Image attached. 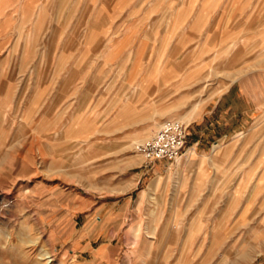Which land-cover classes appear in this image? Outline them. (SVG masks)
Here are the masks:
<instances>
[{"label":"rangeland","instance_id":"374dc122","mask_svg":"<svg viewBox=\"0 0 264 264\" xmlns=\"http://www.w3.org/2000/svg\"><path fill=\"white\" fill-rule=\"evenodd\" d=\"M60 1L49 19L0 20V264H264V0ZM191 1L238 18L207 50L180 34L179 51L171 37L145 53L166 67L139 90L144 114L189 125L179 161L147 165L135 147L157 130L92 128L97 97L124 90L122 69L98 64L122 13ZM59 44L61 83L43 49Z\"/></svg>","mask_w":264,"mask_h":264},{"label":"crops","instance_id":"0c3cea01","mask_svg":"<svg viewBox=\"0 0 264 264\" xmlns=\"http://www.w3.org/2000/svg\"><path fill=\"white\" fill-rule=\"evenodd\" d=\"M173 3V1H171ZM194 1L188 3L187 6L175 7L171 11H145L138 17H134L136 13H122V20L125 21L118 26H123L121 29L123 33L121 37L116 38L115 35L108 36V46L105 50V59L99 62L98 67L104 66L112 67L115 69H122L123 80L121 83L124 85L122 93L112 92L101 97H97V101L91 105V124L93 129L96 126V130L99 132H125V133H140L155 132L157 126L161 125L163 120L162 108L159 107L158 112L154 111L150 114H144V108L146 104L140 98V91L148 84L161 83L162 79V67L159 59H147L145 53L153 51H165L164 44H168L170 38L176 37V44L171 47L170 51H179L178 35L187 34L190 42L195 41L193 44V50L204 51L207 50L209 45V39L212 28H216L221 33H226L227 19H236L238 15H226L224 11H211L210 7L203 1L194 10ZM60 4V0H0V20L5 18H20L21 13L28 9V13H31L34 19H49L51 18V6L52 4ZM30 8L32 10H30ZM11 16V17H10ZM236 16V17H235ZM61 17H55V19ZM115 20L118 18H114ZM165 20V23L163 22ZM213 21V22H211ZM215 21V22H214ZM219 21V22H217ZM152 28L155 33V40L152 42H159L158 45L152 46V42L141 34L145 29ZM109 30V29H108ZM46 29L43 32L35 33L37 36L47 35ZM161 33V34H159ZM164 34V36H163ZM158 35H161L158 37ZM59 38L62 33L59 32ZM35 37V36H34ZM201 37V38H199ZM197 41V42H196ZM200 43V44H199ZM156 46V47H155ZM44 51L57 53L58 63L57 65L51 64V67L59 69L58 82L66 80V54L63 53V48L59 44L57 48L49 46H43ZM154 47V48H152ZM39 51L35 47V51ZM65 52V49H64ZM131 53L132 56L130 55ZM75 66L77 65V61ZM105 62V63H104ZM160 69L157 71L156 69ZM62 69V71H61ZM115 75V74H114ZM54 77V76H53ZM64 78V79H63ZM50 82V81H49ZM136 88L137 94L131 93L130 99L125 97L126 89ZM238 94H234L231 90L226 91L219 96V103L223 100H231ZM185 118L187 121L188 119ZM194 148L188 150V154L193 152ZM181 159V158H180Z\"/></svg>","mask_w":264,"mask_h":264},{"label":"built area","instance_id":"2783aa9c","mask_svg":"<svg viewBox=\"0 0 264 264\" xmlns=\"http://www.w3.org/2000/svg\"><path fill=\"white\" fill-rule=\"evenodd\" d=\"M188 128L189 125L179 119H165L152 137L137 143L135 150L147 165L176 162L184 154Z\"/></svg>","mask_w":264,"mask_h":264},{"label":"bare ground","instance_id":"6f19581e","mask_svg":"<svg viewBox=\"0 0 264 264\" xmlns=\"http://www.w3.org/2000/svg\"><path fill=\"white\" fill-rule=\"evenodd\" d=\"M179 120H181L182 122H183V121H187L185 118H183V119H179ZM159 127H160V126H159ZM159 127H158V129H159ZM158 129H157V131H158ZM157 131H156V132H157ZM156 132H155V133H156ZM155 133H154V134H155ZM154 134H153V135H154ZM153 135H151L150 137H152ZM150 137H149V138H150ZM149 138H147V139H149ZM147 139H146V140H147ZM138 155L140 156V154H138ZM180 158H181V157H180ZM180 158H178L177 161H179ZM177 161H176V162H177Z\"/></svg>","mask_w":264,"mask_h":264}]
</instances>
